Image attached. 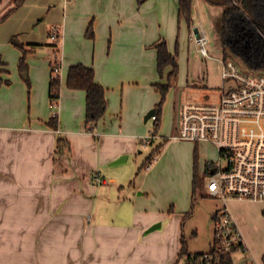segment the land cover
<instances>
[{
	"label": "crops",
	"instance_id": "0c3cea01",
	"mask_svg": "<svg viewBox=\"0 0 264 264\" xmlns=\"http://www.w3.org/2000/svg\"><path fill=\"white\" fill-rule=\"evenodd\" d=\"M14 1L0 0V19L14 8ZM179 3L27 0L0 25V264H180L186 238L181 220L193 204L191 196L180 199L182 205L174 210L137 185L136 178L126 177L128 169H107L124 165L140 147H148L144 140L153 134L146 117L162 100L155 86L166 83L171 72L168 68L160 77L153 45L165 40L169 51L177 52L178 88L187 42H194L195 32L210 39L222 21L220 0H194L190 28L180 18ZM90 25L93 39L87 37ZM53 27L62 35L58 130L49 126L55 113L49 95ZM13 38L41 46L27 60L30 85L20 73L22 52L11 43ZM78 64L94 68L97 82L107 91V113L95 133L85 123L86 93L67 87L68 71ZM182 97L183 91L180 101L186 103ZM164 112L156 139L162 135ZM60 138L70 142L71 153L57 163ZM122 157L125 162L113 164ZM94 175L105 183H97ZM255 205L264 211L262 203L239 200L229 208L249 254L264 264L252 251L254 229L263 228L252 222ZM200 213L201 203L187 222L190 230ZM197 229L194 235L199 236L202 227ZM187 234L188 252L194 254L195 238Z\"/></svg>",
	"mask_w": 264,
	"mask_h": 264
},
{
	"label": "built area",
	"instance_id": "2783aa9c",
	"mask_svg": "<svg viewBox=\"0 0 264 264\" xmlns=\"http://www.w3.org/2000/svg\"><path fill=\"white\" fill-rule=\"evenodd\" d=\"M51 39L60 47L62 35L53 27ZM202 57H209L205 34L194 33ZM53 76L61 75L62 61L54 52ZM54 114L58 106L53 102ZM156 122L157 116L151 117ZM174 139L196 144L211 143L218 147L220 161L209 164L208 190L220 198L222 207L213 216L216 227L212 246L220 254L244 256V264H259L251 257L239 226L231 214L233 200L264 204V74L247 75L235 61L223 60V87L216 102H186L178 111V133ZM148 140L145 145H148ZM93 179L105 183L99 175ZM188 264H220L211 253Z\"/></svg>",
	"mask_w": 264,
	"mask_h": 264
},
{
	"label": "rangeland",
	"instance_id": "374dc122",
	"mask_svg": "<svg viewBox=\"0 0 264 264\" xmlns=\"http://www.w3.org/2000/svg\"><path fill=\"white\" fill-rule=\"evenodd\" d=\"M209 41V44L206 46L209 56L207 58L200 55L199 45L195 44L192 40L190 41V39L187 42L184 48L185 54H183L182 61L181 85L177 88V84H175L172 97L166 101L164 106L166 121L164 120L163 123L161 137L156 139L158 135L154 136V134H152L148 139L150 141L147 145L148 147H140L124 165L114 168L110 166L107 168L110 171L128 169L126 170V177L132 176V178H136L138 182L137 185L142 186L145 190L156 195L159 199H164V201L169 204V207L174 205V210H177V208H180L182 205L180 199L182 201L188 196H191V203L195 202V208L191 217L189 216L190 218H185L184 220V217H188V214H184L185 216H183L181 220L182 234H185L186 238L189 239L190 235L187 233H190L195 238L196 243L194 254L201 253L204 255L211 251L216 238L215 225L212 224L213 229L209 225L210 213L212 212L214 216L217 210L222 207L220 198L211 197L208 190L210 168L206 171L209 164L220 161L219 150L216 145L211 143H200L198 145L184 140L174 139L173 137L178 133V111L180 93L182 91L183 102H201L203 101L201 100L202 98H204V102H216L221 95L224 60L221 20L218 22V28L215 29V32L211 33ZM230 59L235 61L245 74H256L249 68L243 59L234 57ZM53 60H55L54 55ZM193 83L196 85L193 86ZM154 125L155 121L150 119L148 126L152 127V131L155 129ZM154 138L156 140L151 144ZM148 140L145 139L144 141L147 142ZM166 140H168V142H165ZM161 146V151L154 158L155 160L153 163L141 170L151 153ZM196 172L198 175L197 181L195 180ZM144 189H138L136 192H138V194L140 192L143 193ZM174 200H177V202ZM200 203L203 213H200L198 217H196L194 220L196 227L193 228L191 224L193 229L190 230V224L187 222L193 217ZM192 206L189 212H191ZM257 207L256 205L252 206V208H254L251 214L252 222L254 226L262 225L263 228L262 230L260 229V231H257L258 228L254 229L256 236L252 243V251L259 260L264 261V240L261 239V237L264 236V221H262L259 216L261 215L264 217V211ZM201 227L202 233H200L199 236L194 235V231L197 230L198 232L197 228ZM186 238L185 242L188 248L189 243ZM233 260L234 264H244L245 262L242 254H236ZM180 264H187L186 257L180 260Z\"/></svg>",
	"mask_w": 264,
	"mask_h": 264
},
{
	"label": "trees",
	"instance_id": "16d2710c",
	"mask_svg": "<svg viewBox=\"0 0 264 264\" xmlns=\"http://www.w3.org/2000/svg\"><path fill=\"white\" fill-rule=\"evenodd\" d=\"M27 0H15L14 8L3 18L0 19V25L15 11L19 10L26 3ZM149 0H137L139 6L144 5ZM224 7V12L221 21V33L223 44L224 59L240 58L245 61L249 68L257 74H264V0H220ZM180 18L186 20L191 28L193 25V5L194 0H180L179 3ZM52 29V28H51ZM49 31V39L51 41L50 47L53 52L60 51L52 39L51 32ZM87 37L95 38L93 25H90ZM11 43L19 48L22 52L20 59L19 69L20 73L25 76L26 81L30 85L29 79V66L27 60L30 55H33L40 45H24L16 38H13ZM158 52V72L161 78H164L165 72L171 68V72L167 77V82L164 84L156 85V91L161 94L162 100L156 106L155 114L157 120L155 122L154 136L159 133L164 106L167 101L168 94L175 86L179 78V62L177 52L172 54L169 51L168 44L165 40H160L153 45ZM3 62L0 59V65ZM56 61L52 62V73L50 81L49 95L51 104L55 102L58 106L61 98L62 79L61 75L53 76L54 66ZM1 78V72H0ZM1 81V79H0ZM9 84V82H7ZM67 87L70 90H81L86 93V127L91 133H95L100 121L105 117L108 109L107 91L97 82L96 71L92 67H87L83 64H78L70 67L67 75ZM49 126L54 129H59V116L58 113L54 114L49 122ZM165 142H168L166 140ZM163 146V145H162ZM161 147L154 150L145 161L143 167L150 166L155 160L154 158L161 151ZM71 153V144L65 138L58 140L56 149V162L58 163L66 155ZM197 154V151H196ZM197 159V158H196ZM197 162V161H196ZM196 165V164H195ZM209 170L207 167L206 171ZM197 172L195 173V180L197 181ZM196 193V190H195ZM195 199V198H194ZM193 199V200H194ZM195 201V200H194ZM195 202L193 203L191 212L188 217L193 214ZM186 217V218H188ZM214 259H218L220 264H234L233 256L229 254H220L214 248L210 251ZM204 254H191L185 240L183 239V248L180 252V258L186 257L187 264L191 262L193 257L201 259Z\"/></svg>",
	"mask_w": 264,
	"mask_h": 264
},
{
	"label": "water",
	"instance_id": "95a60500",
	"mask_svg": "<svg viewBox=\"0 0 264 264\" xmlns=\"http://www.w3.org/2000/svg\"><path fill=\"white\" fill-rule=\"evenodd\" d=\"M180 105H181V101H180ZM180 105H179V107H180ZM154 114H155V110H151V111L148 113V115H147V117H146V120L151 119V117H152ZM125 160H126V157H122L121 159H118L117 161H115L113 164H114V165H119V164H122L123 162H125Z\"/></svg>",
	"mask_w": 264,
	"mask_h": 264
}]
</instances>
